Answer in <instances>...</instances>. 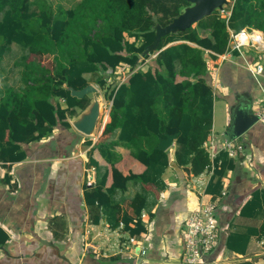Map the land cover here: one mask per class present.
Segmentation results:
<instances>
[{
  "label": "crops",
  "instance_id": "obj_1",
  "mask_svg": "<svg viewBox=\"0 0 264 264\" xmlns=\"http://www.w3.org/2000/svg\"><path fill=\"white\" fill-rule=\"evenodd\" d=\"M228 40L219 54L227 52ZM181 42L196 46L184 40L168 42L147 56L141 53L132 68L120 63L112 75L104 74L103 86L88 82L96 86L104 109L108 108L107 120L102 117L94 135L73 127L71 120L83 110L71 108L60 114V121L68 126L46 115L44 126L50 131L21 143V160H8L0 149V229L7 236L0 246V264H182L184 223L199 202L207 199L217 203L219 235L205 264H264V125L258 122L236 139L243 150L235 157L222 151L223 160L218 153L213 158L204 148L210 133L228 137L231 111L239 100L249 101L252 109L264 97V71L253 77L245 68L251 57L244 53L221 60L205 53L206 49L202 52L213 91L211 127L202 143L210 163L202 172L194 175L188 166L176 164L174 137L166 149L170 161L161 174L163 185L129 181L125 186V175L140 174L145 165L117 138L118 130L103 133L110 121L111 101L106 98L110 89L126 82L133 68L132 73L154 68L158 54L165 71L172 74L175 45ZM34 56L52 67L50 56L42 52ZM85 76L90 78V74ZM39 91L48 96L51 87ZM59 104L66 107L63 99ZM91 161L101 167L100 172ZM221 161L226 164L223 174L212 179ZM102 179L104 190L112 185L117 189L111 197L115 208L86 204L85 191ZM136 193L145 202L139 216L143 229L134 235L131 199ZM123 220L129 221L128 228Z\"/></svg>",
  "mask_w": 264,
  "mask_h": 264
},
{
  "label": "trees",
  "instance_id": "obj_2",
  "mask_svg": "<svg viewBox=\"0 0 264 264\" xmlns=\"http://www.w3.org/2000/svg\"><path fill=\"white\" fill-rule=\"evenodd\" d=\"M176 1L190 5L185 0ZM228 4L227 18L216 9L194 27L161 38L158 49L175 40L196 45H175L172 74L165 71L158 54L154 68L137 69L106 94L111 101L110 121L103 133L118 130L117 138L126 142L130 154L145 165L142 173L125 175V186L129 181L163 185L161 174L169 164V152L156 144L166 134L175 136L173 156L177 165L188 166L194 175L209 165L202 143L211 127L213 91L202 52H224L227 28L233 32L257 29L264 37V0H230ZM167 21L158 19L154 0H76L68 6L54 5L50 0H0V149L8 160L24 158L20 144L50 131L44 126L46 115L68 126L60 121V114L86 107L87 95L73 97L62 84L74 89L88 82L103 86L104 74L112 75L120 63L131 68L136 64L152 42L154 26ZM37 52L50 56L52 67L39 61L34 56ZM244 53L264 65V51L244 49ZM177 75L182 79L176 80ZM45 86L51 87L48 96L39 91ZM60 99L66 107H60ZM222 153L218 155L223 160ZM91 163L97 173L101 171L96 162ZM225 166L221 161L212 179L220 177ZM103 181L85 191L87 205L114 207L111 197L117 189L112 185L104 190ZM144 202L139 193L131 199L136 216L131 234L143 229L139 216ZM128 220L122 221L125 228ZM6 239L0 229V246Z\"/></svg>",
  "mask_w": 264,
  "mask_h": 264
},
{
  "label": "built area",
  "instance_id": "obj_3",
  "mask_svg": "<svg viewBox=\"0 0 264 264\" xmlns=\"http://www.w3.org/2000/svg\"><path fill=\"white\" fill-rule=\"evenodd\" d=\"M219 12L221 16L227 18L230 13V5L223 6ZM256 33L258 34L256 35ZM244 49H251L255 52L264 51L263 34L255 29H241L237 32L230 30L226 53L217 54L207 49L205 53H212L221 60H228L234 55V51L238 55L245 56ZM245 68L253 77L261 75L264 71V66L258 61L248 62ZM132 71L130 72L132 73ZM130 74H126L127 77ZM252 111L257 116V121L264 125V97L252 106ZM204 145L213 158L222 151L230 157H235L243 150V145L236 139L220 137L213 133H210ZM216 206L215 200H202L188 215L183 229L182 264H205V256L214 249L219 235V225L215 214Z\"/></svg>",
  "mask_w": 264,
  "mask_h": 264
},
{
  "label": "water",
  "instance_id": "obj_4",
  "mask_svg": "<svg viewBox=\"0 0 264 264\" xmlns=\"http://www.w3.org/2000/svg\"><path fill=\"white\" fill-rule=\"evenodd\" d=\"M190 5L184 7L183 11L173 17L167 24L154 26V37L152 42L145 46L142 54H149L158 50L161 38L170 34L184 31L190 28L194 23L198 22L205 16L210 15L214 10H221L227 5L229 0H185ZM63 87L69 90V94L78 99L91 94L88 104L83 111L71 120L73 127L84 135H94L104 114L103 103L97 95L98 89L93 84H86L80 89H74L70 86L62 84ZM257 121V116L253 113L249 101L239 102L231 111V119L226 135L231 139H237L242 136L249 128L254 126ZM174 134H167L161 138L157 144V148L166 150L172 144Z\"/></svg>",
  "mask_w": 264,
  "mask_h": 264
},
{
  "label": "rangeland",
  "instance_id": "obj_5",
  "mask_svg": "<svg viewBox=\"0 0 264 264\" xmlns=\"http://www.w3.org/2000/svg\"><path fill=\"white\" fill-rule=\"evenodd\" d=\"M52 1V3L55 5L57 2H59L60 4L64 5V6H68L71 5L73 2H75L76 0H50ZM155 3H157L158 5V18L161 20H169L171 19L173 16H176V14L180 13V11H182L185 7V5H183V3L181 2H177L179 4H176L175 2H168V1H163V0H154ZM230 1V0H229ZM220 13V12H219ZM219 54V53H217ZM107 107L105 110V118H106V111H107Z\"/></svg>",
  "mask_w": 264,
  "mask_h": 264
},
{
  "label": "bare ground",
  "instance_id": "obj_6",
  "mask_svg": "<svg viewBox=\"0 0 264 264\" xmlns=\"http://www.w3.org/2000/svg\"><path fill=\"white\" fill-rule=\"evenodd\" d=\"M258 33H256L257 35ZM107 120V115H106V118H105V113H104V116H103V121H106Z\"/></svg>",
  "mask_w": 264,
  "mask_h": 264
}]
</instances>
